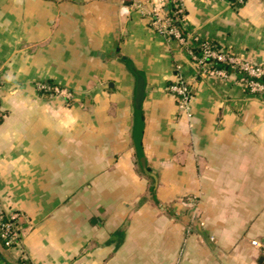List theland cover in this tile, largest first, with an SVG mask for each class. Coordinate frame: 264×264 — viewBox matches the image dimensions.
Masks as SVG:
<instances>
[{
  "label": "crops",
  "instance_id": "obj_1",
  "mask_svg": "<svg viewBox=\"0 0 264 264\" xmlns=\"http://www.w3.org/2000/svg\"><path fill=\"white\" fill-rule=\"evenodd\" d=\"M133 1L146 0H0V206L22 213L19 246L0 251L14 264H259L264 98L235 73L200 75ZM184 9V33L264 64V0ZM179 79L190 113L169 89Z\"/></svg>",
  "mask_w": 264,
  "mask_h": 264
},
{
  "label": "built area",
  "instance_id": "obj_2",
  "mask_svg": "<svg viewBox=\"0 0 264 264\" xmlns=\"http://www.w3.org/2000/svg\"><path fill=\"white\" fill-rule=\"evenodd\" d=\"M132 6L148 18L151 27L155 31L165 37L176 39L186 47L188 57L200 75L228 77L229 73L224 68L212 66L210 59L226 61L244 75H248L239 78L243 85H247L253 92L264 90V84L258 80L264 75V64L215 48L207 39L184 33L182 29L185 21L184 0L133 1ZM167 6L171 7L170 12ZM191 44L199 47L200 53H196ZM39 89L59 95L64 94L63 96L67 97L66 90L57 85L42 82ZM169 89L175 95L179 108L190 113L192 92L189 84L179 79L171 83ZM17 221L18 213H5V215L0 213V232L7 245L14 246L19 243L20 231L16 227ZM252 244L259 245V242L253 240Z\"/></svg>",
  "mask_w": 264,
  "mask_h": 264
},
{
  "label": "trees",
  "instance_id": "obj_3",
  "mask_svg": "<svg viewBox=\"0 0 264 264\" xmlns=\"http://www.w3.org/2000/svg\"><path fill=\"white\" fill-rule=\"evenodd\" d=\"M232 5H234L235 7H239L241 5H243V3L245 2V0H229ZM209 41V40H208ZM211 45H213V47L215 48H219L216 44H214L212 41H209ZM193 46V49L196 53H200V49L199 47H197L195 44H191ZM211 61V65L214 66V67H218V68H224L228 73H235L238 75V77H243V76H248V75H244V73L238 71V69L232 67V65L229 63V62H226V61H217V60H213V59H210ZM250 78V77H249ZM260 82H262L264 84V75L262 77H260L258 79ZM44 83L46 84H49V85H55L53 82L51 81H45ZM245 86V89L248 91V92H251L252 94L254 95H257V96H260L262 98H264V90L263 91H260V92H253L249 89V87L247 85H244ZM42 92L44 93H50L49 91H44V90H41ZM0 122H1V117H0ZM17 224L19 223L18 221L16 222ZM0 244L2 246V248L4 250L6 249H10L12 248L11 245H7L6 244V240L4 237L1 236V232H0ZM18 264H30V262L26 259H23L21 258L19 261H18Z\"/></svg>",
  "mask_w": 264,
  "mask_h": 264
},
{
  "label": "water",
  "instance_id": "obj_4",
  "mask_svg": "<svg viewBox=\"0 0 264 264\" xmlns=\"http://www.w3.org/2000/svg\"><path fill=\"white\" fill-rule=\"evenodd\" d=\"M132 69L136 72L137 74V87H136V96L135 100L137 104H140L141 101L143 100L144 94H145V76L136 68L132 67ZM0 258L3 259L6 263L8 264H14L11 263L6 259V257L2 254L0 251ZM259 264H264V255H261L259 258Z\"/></svg>",
  "mask_w": 264,
  "mask_h": 264
},
{
  "label": "rangeland",
  "instance_id": "obj_5",
  "mask_svg": "<svg viewBox=\"0 0 264 264\" xmlns=\"http://www.w3.org/2000/svg\"><path fill=\"white\" fill-rule=\"evenodd\" d=\"M41 83H37V86L39 87V85H40ZM57 86H59V85H57ZM64 89V88H63ZM64 90H66V95H67V99L68 100H70L71 98H73V96H72V92L71 91H69V90H67V89H64ZM53 95H55V93H52ZM57 95H59V94H57ZM64 95V94H63ZM0 213H2L3 215H5V213L6 214H10V213H18V222H19V220H20V218H21V216H22V213H20L19 211H16V210H4V209H2L1 208V206H0ZM16 227L19 229V231H20V225H19V223L18 224H16ZM19 243L18 244H16V245H11V247L12 248H14L15 246H19V244H20V240L18 241Z\"/></svg>",
  "mask_w": 264,
  "mask_h": 264
}]
</instances>
